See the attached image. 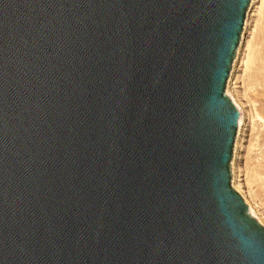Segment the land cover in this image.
<instances>
[{
  "label": "water",
  "instance_id": "water-1",
  "mask_svg": "<svg viewBox=\"0 0 264 264\" xmlns=\"http://www.w3.org/2000/svg\"><path fill=\"white\" fill-rule=\"evenodd\" d=\"M257 3L0 0V264H264Z\"/></svg>",
  "mask_w": 264,
  "mask_h": 264
},
{
  "label": "rangeland",
  "instance_id": "rangeland-1",
  "mask_svg": "<svg viewBox=\"0 0 264 264\" xmlns=\"http://www.w3.org/2000/svg\"><path fill=\"white\" fill-rule=\"evenodd\" d=\"M259 4L248 38L253 56L247 67L244 183L264 204V15L257 23Z\"/></svg>",
  "mask_w": 264,
  "mask_h": 264
},
{
  "label": "bare ground",
  "instance_id": "bare-ground-1",
  "mask_svg": "<svg viewBox=\"0 0 264 264\" xmlns=\"http://www.w3.org/2000/svg\"><path fill=\"white\" fill-rule=\"evenodd\" d=\"M259 2H260V4L257 8V15H258L257 16L258 17L257 23L259 22L258 20H260L264 15V0H259ZM252 56H253L252 44L250 41H248L247 67H248L249 63L251 62ZM263 118L264 117H262V116L260 117V119H263ZM255 175L261 177V175L258 174L257 172ZM260 179H263V178L261 177Z\"/></svg>",
  "mask_w": 264,
  "mask_h": 264
}]
</instances>
